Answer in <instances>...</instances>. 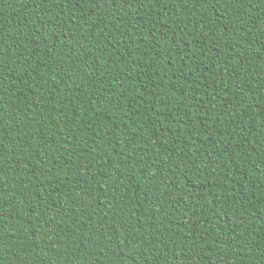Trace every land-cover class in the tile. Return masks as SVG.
Returning a JSON list of instances; mask_svg holds the SVG:
<instances>
[{"label":"trees","instance_id":"16d2710c","mask_svg":"<svg viewBox=\"0 0 264 264\" xmlns=\"http://www.w3.org/2000/svg\"><path fill=\"white\" fill-rule=\"evenodd\" d=\"M0 264H264V0H0Z\"/></svg>","mask_w":264,"mask_h":264}]
</instances>
